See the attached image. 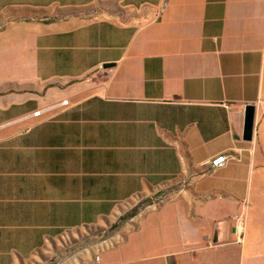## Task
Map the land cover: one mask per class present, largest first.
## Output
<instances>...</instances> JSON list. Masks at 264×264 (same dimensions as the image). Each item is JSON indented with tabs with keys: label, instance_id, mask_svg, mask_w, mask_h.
Returning a JSON list of instances; mask_svg holds the SVG:
<instances>
[{
	"label": "crops",
	"instance_id": "1",
	"mask_svg": "<svg viewBox=\"0 0 264 264\" xmlns=\"http://www.w3.org/2000/svg\"><path fill=\"white\" fill-rule=\"evenodd\" d=\"M259 103L264 0H0V264H264Z\"/></svg>",
	"mask_w": 264,
	"mask_h": 264
},
{
	"label": "rangeland",
	"instance_id": "2",
	"mask_svg": "<svg viewBox=\"0 0 264 264\" xmlns=\"http://www.w3.org/2000/svg\"><path fill=\"white\" fill-rule=\"evenodd\" d=\"M264 104L259 103L255 112V124H254V137L259 138L264 137ZM261 160L264 161V146H261L259 153H256ZM126 219L125 217L115 218L110 225H102L99 227L81 229L77 234L73 235L72 246L70 245L69 239L67 242L62 243V258L64 256H69V250L71 252L76 251L77 253V264H89L91 258H94L102 247H105L112 242V238L116 235L118 226L122 221ZM71 246V247H69ZM53 249H51V257L48 258L43 264H57V259L53 254Z\"/></svg>",
	"mask_w": 264,
	"mask_h": 264
},
{
	"label": "built area",
	"instance_id": "3",
	"mask_svg": "<svg viewBox=\"0 0 264 264\" xmlns=\"http://www.w3.org/2000/svg\"><path fill=\"white\" fill-rule=\"evenodd\" d=\"M227 162V156L225 154H219L213 159L210 160L209 164L210 167L213 169H217L223 166ZM246 204H244V208ZM233 226H234V233L238 238V242H241L245 232V225H246V213L245 210L236 213L233 216Z\"/></svg>",
	"mask_w": 264,
	"mask_h": 264
},
{
	"label": "water",
	"instance_id": "4",
	"mask_svg": "<svg viewBox=\"0 0 264 264\" xmlns=\"http://www.w3.org/2000/svg\"><path fill=\"white\" fill-rule=\"evenodd\" d=\"M103 67L107 68L109 67V65H105ZM255 112L256 109L254 105H246L244 108L243 127H242L243 141L250 142L253 139Z\"/></svg>",
	"mask_w": 264,
	"mask_h": 264
}]
</instances>
